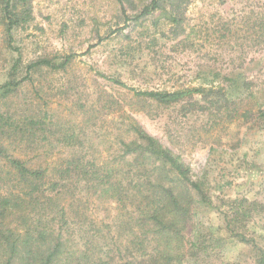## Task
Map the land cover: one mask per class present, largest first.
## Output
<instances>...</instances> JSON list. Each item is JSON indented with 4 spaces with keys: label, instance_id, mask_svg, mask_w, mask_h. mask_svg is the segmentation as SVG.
Here are the masks:
<instances>
[{
    "label": "rangeland",
    "instance_id": "rangeland-1",
    "mask_svg": "<svg viewBox=\"0 0 264 264\" xmlns=\"http://www.w3.org/2000/svg\"><path fill=\"white\" fill-rule=\"evenodd\" d=\"M151 1L31 0V17L13 30V46L0 25V85L18 58L15 79L38 59L75 57L66 70L33 72L0 106L51 114L55 147L41 140L33 150L20 151L43 155L33 166H53L80 149L100 164L130 166L120 157L121 143L133 140L129 127L140 124L182 156L194 179L207 183L213 208L202 216L217 231L240 200L264 203V118L249 122L264 108V0H181L177 35L167 16L169 4L141 14ZM114 78L136 90L223 85L228 96L245 98L238 104L240 116L220 114V124L208 129L199 115H183L182 102L167 105L137 95ZM244 82H252L249 90ZM249 91L256 98H246ZM90 205L93 215L108 223L119 212L113 199L95 197ZM262 217L257 214L250 224L259 234ZM250 250L229 237L221 254L249 264Z\"/></svg>",
    "mask_w": 264,
    "mask_h": 264
},
{
    "label": "trees",
    "instance_id": "trees-1",
    "mask_svg": "<svg viewBox=\"0 0 264 264\" xmlns=\"http://www.w3.org/2000/svg\"><path fill=\"white\" fill-rule=\"evenodd\" d=\"M30 1L0 0V25L9 46L15 40L13 30L31 17ZM167 4L172 8L167 16L177 35L183 23L177 14L181 0H152L141 14L165 9ZM74 57L66 55L59 62L38 59L15 79L18 58L0 85V103L33 72L43 67L66 70ZM113 80L163 104L182 102L183 115H199L208 129L220 124V114L240 116L238 104L245 98L228 96L223 85L136 90L120 79ZM250 86L252 82H244L247 90ZM254 97L252 91L246 95ZM14 108L0 106V264H247L223 258L222 248L229 237L251 248V264H264V233L250 228L256 215L264 214V203L240 200L225 213L226 225L214 231L202 216L213 208L207 183L194 179L182 156L140 124L133 122L129 128L136 137L121 143L120 157L130 166L100 164L84 149L53 166H33L43 155L22 156L20 151L33 150L41 140L54 148L50 134L55 123L47 110L22 114ZM248 112L242 116L246 118ZM263 118L264 108L249 122L255 125ZM95 197L116 202L119 212L111 223L90 211ZM261 220L264 229V217ZM221 230L227 235H221Z\"/></svg>",
    "mask_w": 264,
    "mask_h": 264
}]
</instances>
